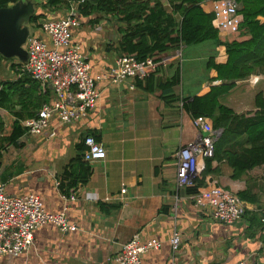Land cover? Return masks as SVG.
I'll use <instances>...</instances> for the list:
<instances>
[{"label":"crops","instance_id":"1","mask_svg":"<svg viewBox=\"0 0 264 264\" xmlns=\"http://www.w3.org/2000/svg\"><path fill=\"white\" fill-rule=\"evenodd\" d=\"M203 7L211 13L212 1ZM36 33L42 36L39 31ZM31 34H35L32 28ZM72 43L88 57L93 74L111 64L113 53L118 52L116 46L110 47V42L101 40L88 28L77 29ZM213 57L223 63L225 49L213 43L183 47L182 61H172L164 71V79L171 77V65L181 62V87L174 88L173 97L162 98L160 90L147 91L138 81L133 90L103 83L98 103L84 119L69 125L53 122L40 137L24 134L18 148L2 146L0 178L6 194L38 197L46 212H64L77 230L61 233L53 226L38 228L27 253L4 256L0 264H115L113 257L136 234L162 243L161 249L144 255L140 264H236L243 260L264 264V231L260 224L251 226L247 218L237 224L214 221L210 211L196 209L189 195L177 188L175 154L199 134L183 109V100H192L210 86L220 84L209 82L215 73L206 68ZM13 60L14 66L22 63ZM11 71L14 76L4 81L22 79L12 68ZM250 78L258 79L256 85L247 83ZM258 93L264 98V76L253 75L236 81L221 103L237 115L247 114L254 110ZM21 107L17 104L15 109L19 111ZM24 115L29 119L30 112ZM7 117L6 111L0 109L4 125ZM50 132L55 133L52 138H48ZM88 135L98 139L106 158L89 164L87 184L78 185L65 196L59 188L62 174L67 171L70 179L78 175L79 166L85 163L83 140ZM211 165L214 173L206 181L236 195L246 189L249 173L234 180L225 161H213ZM246 209L262 213L264 205L246 203ZM174 233L181 237L176 253L169 247Z\"/></svg>","mask_w":264,"mask_h":264},{"label":"trees","instance_id":"2","mask_svg":"<svg viewBox=\"0 0 264 264\" xmlns=\"http://www.w3.org/2000/svg\"><path fill=\"white\" fill-rule=\"evenodd\" d=\"M19 0H0V9L7 8ZM211 0H41L37 8L44 12L66 10L76 6V14L81 21L97 24L103 17H110L117 23L119 40L118 53L132 57L137 61L159 59L172 56L183 47L213 43L225 49V61L218 63L209 59L207 70L215 73L210 86L202 95L192 100H183V109L193 120L204 117L212 130L221 133L215 142L213 159H202L196 184L185 190L189 196L205 187L206 177L214 173L213 161H225L231 168V178H243L248 173L247 187L237 196L247 204L264 205V98L258 93L254 99V110L237 115L221 103L235 82L248 79L253 75L264 76V0H236L240 6L242 23L236 33L221 36L212 26L213 16L204 10V3ZM42 13L33 15L29 23L38 31L40 19H60L46 17ZM35 34L37 35L36 31ZM113 43H110V47ZM1 59V57H0ZM19 66H11L20 75L16 82H0V109L8 114V123L0 119V148H18L24 135L22 121L25 113L29 118L35 116L38 109L50 96L49 89H42L27 75L19 72ZM173 74L164 79L165 70L159 67L154 73L138 84L147 91L160 90L162 98H170L174 88L180 84L181 68L178 62L171 65ZM164 79V80H163ZM28 87L25 88L24 86ZM151 86V87H149ZM27 102H31L28 104ZM21 105L17 111L15 106ZM30 105L33 107L30 109ZM30 109V110H29ZM28 119V118H27ZM94 136V135H91ZM96 139V137L94 136ZM98 139H96L97 141ZM78 175L70 179L67 171L62 174L59 188L63 195L74 192L78 185L84 186L90 178V165L79 166ZM71 181L66 186L65 181ZM244 218L251 226L260 224L264 231V212L245 211Z\"/></svg>","mask_w":264,"mask_h":264},{"label":"built area","instance_id":"3","mask_svg":"<svg viewBox=\"0 0 264 264\" xmlns=\"http://www.w3.org/2000/svg\"><path fill=\"white\" fill-rule=\"evenodd\" d=\"M212 26L221 36L234 34L242 23L239 4L236 0H211ZM73 5L63 18L42 20L38 31L42 36L31 34L24 45L27 53L25 63L19 64V72L41 84L43 90L50 89L51 95L36 112L35 116L22 122L25 136H42L53 122L69 125L84 119L100 99V85L134 89V83L148 78L159 67L169 68L172 61H182V48L172 56L155 62L151 59L137 61L132 57L118 54L114 61L101 72L93 74L88 57L79 46L72 43L74 33L81 21ZM118 53V52H117ZM15 72V71H14ZM129 81L132 83L129 84ZM199 132L198 136L176 154V181L178 191H185L196 184L202 159H213L215 142L221 131H212L204 117L192 120ZM55 134V133H54ZM53 132L48 138L54 136ZM85 151L83 161L92 164L106 158L104 147L93 136L83 140ZM198 192L189 196L193 206L202 211H210L214 221L224 224L241 223L244 219L246 203L211 180ZM125 193V189L121 190ZM65 197V196H64ZM92 197V196H89ZM74 200L73 195L70 196ZM44 226L56 227L61 233L76 231L64 212L51 214L43 209L40 199L32 195L9 196L0 178V259L4 256H20L33 245V233ZM181 237L174 233L169 241L172 253L179 250ZM158 239H142L134 235L124 243L119 253L113 257L115 264H140L144 255L161 249ZM236 264H250L240 261Z\"/></svg>","mask_w":264,"mask_h":264},{"label":"water","instance_id":"4","mask_svg":"<svg viewBox=\"0 0 264 264\" xmlns=\"http://www.w3.org/2000/svg\"><path fill=\"white\" fill-rule=\"evenodd\" d=\"M34 12V4L25 0H19L7 8L0 9L1 58L26 62L27 53L23 45L30 35L29 21Z\"/></svg>","mask_w":264,"mask_h":264},{"label":"rangeland","instance_id":"5","mask_svg":"<svg viewBox=\"0 0 264 264\" xmlns=\"http://www.w3.org/2000/svg\"><path fill=\"white\" fill-rule=\"evenodd\" d=\"M25 1H29V2H32L34 4V8H35L34 15L42 13L44 15H47L46 17L58 18V17H61L63 15L65 16L66 13H67L66 10L65 11L61 10V11L53 12V11H51L49 9L45 10L44 12H42V10L37 8V4L41 0H25ZM39 21H42V19H40ZM31 26L32 25H29L30 28L35 30ZM81 28H88L89 30L95 32V35L97 37H99L101 40H106V42L113 43V46H112L113 48H114V46H117V42L119 40V34L117 33V29H116L117 28V23L114 20H111L110 17H103L101 19V21L99 23H97V24H89L86 21H81L80 29ZM200 45H206V44L204 43V44H200ZM118 54L119 53H113V57L115 58ZM184 56H185V54H184ZM13 62H15L13 59H3V58L0 59V80L1 81L8 80L10 77L14 76L13 75L14 73H12L11 68H10L11 65H13ZM178 63H179V65H181L180 61H178ZM257 80H258L257 78H255V79L254 78H250L247 81V83L250 86H254V85H256ZM184 85L186 86L185 83H184ZM180 87H181V85H179V88ZM187 88H190V85Z\"/></svg>","mask_w":264,"mask_h":264}]
</instances>
